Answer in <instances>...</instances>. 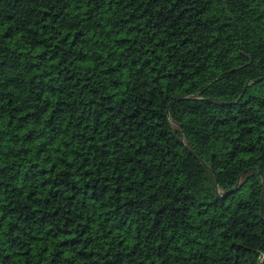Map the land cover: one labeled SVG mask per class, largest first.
<instances>
[{"label": "trees", "instance_id": "16d2710c", "mask_svg": "<svg viewBox=\"0 0 264 264\" xmlns=\"http://www.w3.org/2000/svg\"><path fill=\"white\" fill-rule=\"evenodd\" d=\"M0 264H264V0H0Z\"/></svg>", "mask_w": 264, "mask_h": 264}]
</instances>
